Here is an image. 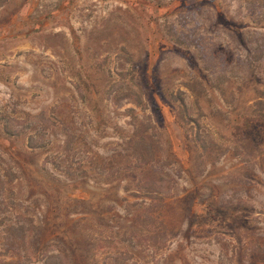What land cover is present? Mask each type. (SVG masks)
Instances as JSON below:
<instances>
[{"label":"rangeland","instance_id":"obj_1","mask_svg":"<svg viewBox=\"0 0 264 264\" xmlns=\"http://www.w3.org/2000/svg\"><path fill=\"white\" fill-rule=\"evenodd\" d=\"M257 99L264 0H0V261L264 264ZM151 209L155 250L130 236Z\"/></svg>","mask_w":264,"mask_h":264},{"label":"trees","instance_id":"obj_2","mask_svg":"<svg viewBox=\"0 0 264 264\" xmlns=\"http://www.w3.org/2000/svg\"><path fill=\"white\" fill-rule=\"evenodd\" d=\"M250 66L254 67V63H251ZM252 104V107H255L258 110L256 117H254L253 119L248 118V122L253 124L262 122V120H264V102L260 99H257ZM132 120V135L128 139L127 144L128 146L141 145L142 141L144 139H147L146 128H144L142 126V123L137 121L136 118L133 117ZM136 151L137 152H134L130 155V159L126 163L125 170H127V172H132L133 175L136 176V180L134 183L136 195L139 198L142 197L155 202V205L156 203H158L160 206L162 204V201L167 198L170 193L169 176L165 173L152 172L151 167H145V165L141 163V157H143V155L138 150ZM158 215V210L151 209V211L143 210L136 212L132 216V227L136 229H143V232H145V234L137 237L134 233L131 232L130 236L135 239L137 245L142 244V246L145 248H153V250L157 249V247L155 246L156 241H152V239H155L156 237L162 235L164 236V230L162 228ZM146 224L150 225L151 228H146ZM0 264L15 263L0 261ZM92 264L97 263L92 262Z\"/></svg>","mask_w":264,"mask_h":264}]
</instances>
